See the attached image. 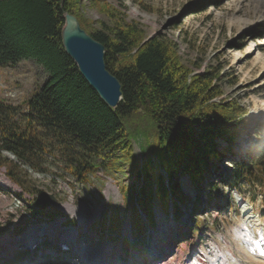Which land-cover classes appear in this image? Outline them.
I'll use <instances>...</instances> for the list:
<instances>
[{"label": "rangeland", "instance_id": "obj_1", "mask_svg": "<svg viewBox=\"0 0 264 264\" xmlns=\"http://www.w3.org/2000/svg\"><path fill=\"white\" fill-rule=\"evenodd\" d=\"M104 1L125 11L128 20L138 22L148 37L165 36L176 42L181 61L192 73H220L218 86L224 93L216 101L240 106L245 115L242 131L236 135L233 147L217 139L220 159L211 162L196 182L184 173L170 180L160 160L141 153L138 143L133 145L131 160L119 157L112 166L100 168L83 182L67 169L70 156H81L94 164L103 161L74 144L63 150L52 148L44 155L48 172L24 169L37 190L56 200L46 214L29 208L37 195L29 196L10 183L1 170L0 245L22 241L29 234L36 236L38 264H73L69 258L80 254L73 248L75 239L80 242L77 247H84L82 257L94 254L97 264H264V194L247 186L243 194L227 187L234 164L247 160L249 152L264 143V0ZM82 9L83 15L95 22L93 27L100 28V22L111 25L86 0ZM45 79L44 69L32 60L0 67V99L28 114L26 103ZM149 159L158 176L167 183L177 182L183 199L172 196L173 202L166 210L159 201L152 202L154 222L150 225L141 215L140 230L135 228L130 200L135 190L156 187L154 182L147 183L137 176ZM69 206L79 211H68ZM84 212L90 216L83 218ZM114 216L121 222L115 228L111 223ZM74 220L77 224L71 223ZM195 224L197 231L193 233ZM59 225V230L51 229ZM62 234L70 235L62 239L68 250L55 247L48 253L40 246L56 235L62 238ZM12 251V264H33L30 256H37L20 258L18 248ZM0 264L11 262L2 258Z\"/></svg>", "mask_w": 264, "mask_h": 264}, {"label": "trees", "instance_id": "obj_2", "mask_svg": "<svg viewBox=\"0 0 264 264\" xmlns=\"http://www.w3.org/2000/svg\"><path fill=\"white\" fill-rule=\"evenodd\" d=\"M86 1L111 25L100 22V28L93 27L95 22L83 15V0H0V67L32 60L47 74L46 82L26 103L28 114L0 99V171L29 196L37 195L29 208L39 214L47 213L50 201L24 169L48 172L44 155L52 148L63 150L74 144L103 161L94 164L70 156L67 169L83 182L119 157L131 160L135 143L141 153L160 160L170 180L184 173L196 182L211 162L220 159L217 139L233 147L245 122L244 112L235 102L216 101L224 93L218 86L220 73H192L172 39L149 38L138 22L128 20L125 11L104 0ZM65 13L75 16L81 28L105 46V65L122 86L116 109L101 100L65 53ZM152 164L149 159L137 176L156 187L135 190L130 200L135 228L140 230L143 216L150 225L154 222L152 202L159 201L166 210L172 196L183 199L177 182L167 183ZM234 165L227 187L243 194L247 186L264 194V143H258L247 160ZM111 223L115 228L121 222L114 216Z\"/></svg>", "mask_w": 264, "mask_h": 264}, {"label": "water", "instance_id": "obj_3", "mask_svg": "<svg viewBox=\"0 0 264 264\" xmlns=\"http://www.w3.org/2000/svg\"><path fill=\"white\" fill-rule=\"evenodd\" d=\"M63 16L65 24L62 28V42L65 53L75 62L83 79L96 91L101 100L109 108L116 109L122 100V86L105 65V46L82 29L75 16L69 13ZM44 196L52 205L56 203L52 196L47 194Z\"/></svg>", "mask_w": 264, "mask_h": 264}, {"label": "bare ground", "instance_id": "obj_4", "mask_svg": "<svg viewBox=\"0 0 264 264\" xmlns=\"http://www.w3.org/2000/svg\"><path fill=\"white\" fill-rule=\"evenodd\" d=\"M258 59V58H257ZM260 59V58H259ZM263 62L262 60H259V62ZM256 63H258V62H256ZM73 203V202H72ZM72 207H70L69 206V208H68V211H72L73 213H75V212H78L79 210H75V209H71ZM82 211H84V210H82ZM80 214V213H79ZM83 218H85V217H89L90 216V214L89 213H87V212H84L82 215H81ZM62 225H59V226H56V227H53V228H51L52 230H55V229H57V230H59V228L61 227ZM39 230H35L34 232H38ZM44 231H46V229L44 230ZM56 231V230H55ZM41 232H43V231H41ZM40 233V232H39ZM65 235V236H64ZM62 236V239H69L70 238V235H67V234H62L61 235ZM38 240H37V238H36V236L35 237H31V235L29 234V235H27L22 241L20 240V241H13V243L12 242H10L9 244H8V246L7 245H0V260L2 259V258H5L6 260L7 259H13V257H14V255H13V248H15V249H19V253L17 254V257L19 256L20 258H27V257H29L30 255H37L35 258L34 257H31L30 256V259H32L33 260V264H38V262H37V257L39 256V251L37 250L38 248L36 247V246H34L35 244H36V242H37ZM15 242V243H14ZM22 242H24V243H22ZM33 245V246H32ZM26 246H32V248H27ZM67 246V245H66ZM67 250H68V248H67ZM12 251V252H11ZM15 259H17V258H15ZM86 259L89 261V263L91 264V263H93V264H97V261H98V259L96 258V256L94 255V254H89V255H87L86 256ZM14 260V259H13ZM58 264H60V263H58Z\"/></svg>", "mask_w": 264, "mask_h": 264}]
</instances>
